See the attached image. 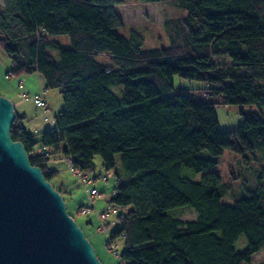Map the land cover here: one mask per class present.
<instances>
[{
  "label": "trees",
  "instance_id": "16d2710c",
  "mask_svg": "<svg viewBox=\"0 0 264 264\" xmlns=\"http://www.w3.org/2000/svg\"><path fill=\"white\" fill-rule=\"evenodd\" d=\"M177 1L186 15L165 21L169 44L145 48L139 33L115 31L124 0H3L0 45L11 61L5 75L36 72L62 100L53 125L35 133L14 109L10 136L49 181L58 174L50 162L65 157L85 176L94 154L113 169L108 203L115 220L106 243L123 236L122 264H242L264 246V188L257 183L222 202L229 186L213 170L216 159L200 152L264 150V0ZM54 34H66L70 47ZM218 56L229 64L211 60ZM173 74L210 82V99L174 89ZM110 85H120L121 96ZM215 103L257 112L241 113L238 125L221 130ZM116 153L126 177L114 168ZM181 165L200 172L199 180L181 175ZM55 188L68 191L64 183ZM181 205L195 218L166 212ZM240 233L247 246L236 251Z\"/></svg>",
  "mask_w": 264,
  "mask_h": 264
},
{
  "label": "rangeland",
  "instance_id": "374dc122",
  "mask_svg": "<svg viewBox=\"0 0 264 264\" xmlns=\"http://www.w3.org/2000/svg\"><path fill=\"white\" fill-rule=\"evenodd\" d=\"M1 2V1H0ZM3 3V2H2ZM0 3V4H2ZM177 0H167L154 3H143L138 0H124L117 6V13L123 21L122 26L115 28V31L128 36L131 31L139 33L142 37V47L153 48L168 45L170 36L165 21L167 19L181 20L186 15V10L181 7ZM52 39L64 46L70 47V42L66 34H54ZM52 54H56L51 50ZM95 59L100 62L110 63L106 55L96 54ZM211 60L222 65H228L229 60L226 57H211ZM11 61L9 56L0 45V94L10 99L14 98V109L19 113H25L23 119L24 128L29 132H38L49 128L53 125V116L62 107V100L58 88H44L43 79L36 73H23L17 76L8 77L5 75L6 69ZM26 76L33 77L32 91L29 94L38 93L41 88L45 89L42 97L44 104H35L32 97L25 99L23 94L17 100L16 95L22 90L18 88L19 79L25 80ZM23 83V82H22ZM174 89L181 88L196 100H208L210 97L206 93V88L211 85L210 82L192 78H185L178 74L172 75ZM24 88L27 89L29 84L25 81ZM109 88L117 95L121 96L120 85H110ZM174 92V90H172ZM15 95V96H14ZM215 114L218 126L221 130L234 128L241 121V113L257 112L254 105L215 103ZM200 155L216 159L213 170L220 177L221 182L227 183L229 188L221 196L224 203H232L233 199L244 194L246 189L254 187L261 183L264 188V150L255 149L252 154L246 156L237 154L228 149H223L218 155L211 156L206 150H202ZM65 158H60L50 162L53 168L58 170V174L50 179L51 184L56 187L59 182L66 185L62 194L67 210L72 214L78 225L82 228L86 238L91 242L97 257L104 264H122L120 253L124 248V238L119 235L114 240L106 243L107 235L113 227L115 213L109 206L108 200L113 194L115 177L113 169H105L99 154L92 156L93 169L85 172L90 182L83 183V179L75 175L70 170V166ZM115 170L121 177L127 174L123 169L119 154L114 155ZM180 174L194 181L199 180L200 172L192 168L181 165ZM137 174V173H136ZM90 188H95L96 194L89 193ZM84 209V210H83ZM108 210V216L101 217L100 212ZM166 212L174 217L181 219H193L196 216L194 209L189 205L176 206L168 209ZM108 222V224H106ZM247 246V240L243 233L238 234L234 242L236 251L243 250ZM264 263V246L252 254L249 262L242 264H263Z\"/></svg>",
  "mask_w": 264,
  "mask_h": 264
},
{
  "label": "water",
  "instance_id": "95a60500",
  "mask_svg": "<svg viewBox=\"0 0 264 264\" xmlns=\"http://www.w3.org/2000/svg\"><path fill=\"white\" fill-rule=\"evenodd\" d=\"M14 118L0 94V264H104L61 193L11 138Z\"/></svg>",
  "mask_w": 264,
  "mask_h": 264
},
{
  "label": "built area",
  "instance_id": "2783aa9c",
  "mask_svg": "<svg viewBox=\"0 0 264 264\" xmlns=\"http://www.w3.org/2000/svg\"><path fill=\"white\" fill-rule=\"evenodd\" d=\"M17 86L22 89L21 90V93L23 94V96L25 97V99H28L30 97H32V100L35 104L39 105V104H44L45 105V101L42 97V94H44L45 90L43 88H41V90L38 92V93H35L32 95H30L27 91H24L23 90V83H22V80L19 79L18 82H17ZM69 166H70V170L71 172H73L75 175H77L78 177L80 176L83 180V183H87V182H90V179L87 178L85 175H83L77 168H74L71 166L70 162H71V159L70 157H66L65 159ZM98 191L95 189V188H90L89 190V193H92V194H96ZM110 208V210L114 213L115 209L113 208V206H109L108 209ZM84 210V209H83ZM100 216L101 217H104V216H108L109 214V211L108 210H103L102 212H100Z\"/></svg>",
  "mask_w": 264,
  "mask_h": 264
},
{
  "label": "crops",
  "instance_id": "0c3cea01",
  "mask_svg": "<svg viewBox=\"0 0 264 264\" xmlns=\"http://www.w3.org/2000/svg\"><path fill=\"white\" fill-rule=\"evenodd\" d=\"M1 2L0 3H2V1L3 0H0ZM24 81L27 83V84H29V87H27V89L26 88H24V91H27L28 93H29V91H32V84H31V82H33V77H31V76H26L25 77V80H23L22 82L24 83ZM24 85V84H23ZM36 93V92H35ZM34 94V93H33ZM15 96V95H14ZM16 97H17V100L20 98V100H23V98H22V96H21V91L16 95ZM12 101H14L15 103H16V101L14 100V98H12L11 99ZM57 175V174H56ZM55 175V176H56ZM60 183H63V182H59V184ZM59 184L57 185V186H59Z\"/></svg>",
  "mask_w": 264,
  "mask_h": 264
}]
</instances>
